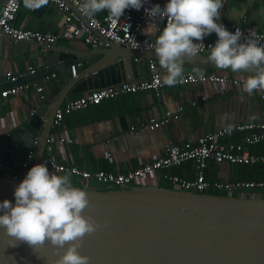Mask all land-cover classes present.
Here are the masks:
<instances>
[{
	"label": "water",
	"instance_id": "water-1",
	"mask_svg": "<svg viewBox=\"0 0 264 264\" xmlns=\"http://www.w3.org/2000/svg\"><path fill=\"white\" fill-rule=\"evenodd\" d=\"M105 40L107 46L83 54L59 41L16 40L17 49L26 43V51L36 55L35 65L38 57L45 63L16 81L4 79L0 89L4 84L22 85L56 72H60L62 87L58 90L56 80H49L43 86L44 97L33 96L23 121L0 136V165L8 169L41 162L55 113L68 92H87L149 74V59L157 58L155 51ZM183 62L251 74V70L219 68L203 53L186 55ZM80 63L87 66L81 68ZM73 64L76 75L65 71ZM33 149L35 153L29 156ZM25 174L12 176L7 171L0 175V200H14V187ZM79 187L85 189L90 201L82 214L98 225L82 237L78 249L89 257L88 264H264V196L196 192L156 184ZM58 258L47 242L35 249L23 241L10 246L9 237L0 229V264H54Z\"/></svg>",
	"mask_w": 264,
	"mask_h": 264
},
{
	"label": "crops",
	"instance_id": "crops-1",
	"mask_svg": "<svg viewBox=\"0 0 264 264\" xmlns=\"http://www.w3.org/2000/svg\"><path fill=\"white\" fill-rule=\"evenodd\" d=\"M4 3L5 0H0V10ZM219 11L220 19L236 21L264 32V0H222ZM103 14L104 10L97 12L98 16ZM63 17V12L53 3L33 8L26 6L24 0L15 24L23 28L58 31L64 25ZM144 37H154L152 28H149ZM212 37L216 39V34ZM59 44L74 48L80 54L87 53L90 49L96 51L97 48L81 38L61 39ZM26 48L27 44L24 43L17 49L15 39L8 34H0V82L6 80L8 74L21 77L30 73V69L44 66L45 60L42 57H38V66L35 65L36 55L29 54ZM80 66L84 68L87 64ZM191 66L197 71L212 70L209 66L198 63ZM65 71L71 74L70 67H66ZM51 79L56 80L57 89L60 90L61 76L60 72H56L49 77L25 82L23 85L28 87L19 94L0 99V136L23 121L33 96L44 97L43 92L39 93L36 87L44 86ZM9 87L10 85L4 84L0 91ZM83 93L68 92L61 106ZM165 117L169 118L168 123L156 124L152 121L153 118L159 121ZM249 120L264 121V99L260 97L259 91L248 93L242 87L229 83L170 85L163 87L160 94L154 90L126 93L86 108L66 112L61 124L54 123L52 127L49 136L52 140L47 141L44 157L91 171L100 168L114 172L125 171L163 155L164 145L168 140L182 143L228 123ZM241 135L243 133L237 131L225 140L239 139ZM62 136L73 141L61 143L59 139ZM249 149L264 153V141ZM7 171L12 176H23L27 169L23 166L7 169L0 165V175H5ZM166 171L193 178L195 165L193 161H187ZM56 174H68L71 181L78 179L66 172ZM206 175L212 181L257 179L264 177V166L211 163L206 169ZM143 182L148 185L167 184L160 181L156 174L148 175ZM258 193L260 194L257 192V195Z\"/></svg>",
	"mask_w": 264,
	"mask_h": 264
},
{
	"label": "built area",
	"instance_id": "built-area-1",
	"mask_svg": "<svg viewBox=\"0 0 264 264\" xmlns=\"http://www.w3.org/2000/svg\"><path fill=\"white\" fill-rule=\"evenodd\" d=\"M23 1L5 0L0 10V34L4 32L15 40H29L47 44L61 39L81 38L97 47L107 46L108 42L105 39H109L132 49L155 51V40L167 22L166 17L153 22L144 10L146 7H151L157 3L163 6L165 0H146L140 9H125L124 15L120 18L110 17L107 9L104 10V14L101 16H89L83 10V0H47V3H53L63 12L65 17L63 27L58 31L23 28L15 24ZM220 20L229 30L240 28L245 34L256 33L260 42L264 43V32L236 21ZM149 28H152L154 37L146 38L144 34L149 31ZM214 34L213 32L205 36L203 42H198L194 53L208 54L210 51L208 45L216 40L212 37ZM70 69L71 74L76 75V64H73ZM34 71L35 69H30V72ZM164 74L165 70L159 65L158 58H150L147 77L129 79L116 85L84 92L57 109L54 123L60 125L66 112L98 104L104 99L116 98L126 93H137L143 90H154L160 94L163 87L170 86L164 83ZM182 77L173 85L202 82L209 84L229 83L243 88V82L248 75L220 72L216 69L197 71L189 63L183 62ZM18 78L19 75L8 74L7 76V79L11 81H16ZM25 87L28 86L22 84L5 88L0 91V99L19 94ZM36 90L42 93L43 86H37ZM253 91H259L260 97L264 99V88H257ZM152 121L156 124L168 123L169 118L165 117L159 119V121L153 118ZM237 131L243 133L239 139L225 140ZM51 140L50 137L47 139V141ZM59 141L63 143L72 142L73 140L62 136ZM263 141L264 121H236L217 127L214 130H208L182 143L168 140L164 145L163 155L125 171L114 172L103 168L91 171L75 165L61 163L50 157H42L41 162H47L48 167L55 173L66 172L78 177L85 187H88V183H91V181H100L107 185L113 184L116 186L140 185L144 184L143 181L148 175L156 174L160 181L182 190L196 192L222 191L231 195L259 196L254 195V193L264 194V178L212 181L207 177L206 169L211 163L264 164V153L253 152L249 149L250 146ZM34 153L35 150H31L29 156ZM187 161L194 162L195 176L193 178H186L166 171L170 167L181 165ZM30 165L29 162H25L23 167L28 170Z\"/></svg>",
	"mask_w": 264,
	"mask_h": 264
},
{
	"label": "clouds",
	"instance_id": "clouds-1",
	"mask_svg": "<svg viewBox=\"0 0 264 264\" xmlns=\"http://www.w3.org/2000/svg\"><path fill=\"white\" fill-rule=\"evenodd\" d=\"M146 0H83L89 16L107 9L112 18H120L127 8L140 9ZM28 7H40L47 0H25ZM222 0H165L144 10L153 22L167 18L155 40V54L165 70L167 85L182 79L183 57L196 51L198 42L215 33L209 44V59L219 68L251 70L243 82L244 91L264 88V43L256 33L240 28L229 30L220 20ZM202 75V73H201ZM14 200H0V229L9 237V245L27 242L33 249L46 242L59 254L54 264H88L89 257L78 251L82 237L98 227L82 210L89 205L84 188L74 186L68 174L50 171L47 162L32 165L14 187ZM62 250V251H61Z\"/></svg>",
	"mask_w": 264,
	"mask_h": 264
},
{
	"label": "rangeland",
	"instance_id": "rangeland-1",
	"mask_svg": "<svg viewBox=\"0 0 264 264\" xmlns=\"http://www.w3.org/2000/svg\"><path fill=\"white\" fill-rule=\"evenodd\" d=\"M72 183H73L74 186H83L79 179H76V180L72 181ZM106 185L107 184L102 183L100 181H91V183H88V187H90V188H104ZM254 195H257V193H254ZM258 195H260V194L258 193Z\"/></svg>",
	"mask_w": 264,
	"mask_h": 264
},
{
	"label": "trees",
	"instance_id": "trees-1",
	"mask_svg": "<svg viewBox=\"0 0 264 264\" xmlns=\"http://www.w3.org/2000/svg\"><path fill=\"white\" fill-rule=\"evenodd\" d=\"M95 15H97V13L95 14ZM258 166H264V164H257ZM264 178V177H263ZM160 185H162V186H166V187H173V186H171V185H168V184H160ZM105 188V187H104ZM104 188H101V189H104ZM210 192H215V193H219V194H226L225 192H222V191H210ZM263 196H264V194H263Z\"/></svg>",
	"mask_w": 264,
	"mask_h": 264
}]
</instances>
